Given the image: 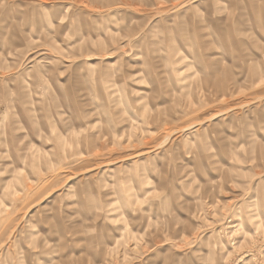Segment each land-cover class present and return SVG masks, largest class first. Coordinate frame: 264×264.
<instances>
[{
  "label": "rangeland",
  "instance_id": "1",
  "mask_svg": "<svg viewBox=\"0 0 264 264\" xmlns=\"http://www.w3.org/2000/svg\"><path fill=\"white\" fill-rule=\"evenodd\" d=\"M0 264H264V0H0Z\"/></svg>",
  "mask_w": 264,
  "mask_h": 264
}]
</instances>
